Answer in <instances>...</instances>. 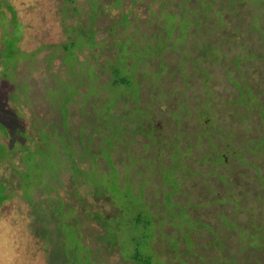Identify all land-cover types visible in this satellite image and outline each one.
Listing matches in <instances>:
<instances>
[{
  "label": "trees",
  "instance_id": "trees-1",
  "mask_svg": "<svg viewBox=\"0 0 264 264\" xmlns=\"http://www.w3.org/2000/svg\"><path fill=\"white\" fill-rule=\"evenodd\" d=\"M64 1L62 10L74 18L72 24H63L66 39L30 53L17 45V59H13L11 43L3 35L15 30L19 43L21 25L14 7L0 0V19L6 23L1 25L0 50L8 49L6 55L0 53V67L3 61L6 66L0 71V97L10 91L12 103L28 100L25 81L31 71L19 67L30 63L34 68L36 55L48 50L42 58L46 67L42 86L46 100V92L52 94L54 112L43 115L44 121L37 119L34 130L17 126L9 132L0 121L5 135L0 132L4 139L0 140V148L4 147L0 161L11 162L16 151L21 160V167L14 166L15 173L7 178L14 180L16 188L0 177V192L7 189L4 200L20 189L18 197L29 204L34 216L32 233L48 252L47 264H107L115 254L125 264H264V172L260 168L264 166V112H248L249 106L236 100L225 71L226 86L219 82L224 92L219 97V85L211 75L212 69H223L225 53L217 37L228 45L235 40L238 52L232 57L238 55L240 70L252 71L246 63L264 58V8L256 12L264 0H192L183 5L178 0H149L145 9L141 4L137 8V0L126 9L122 0H93L97 13L88 22V0L86 5ZM183 10L187 20L199 26L189 34H201L207 45L192 54L187 39L186 57L160 48L146 61L145 79L140 71H127L134 68L130 48L122 49L125 37L132 34L129 29L136 30L140 39L153 40L151 46L156 48L168 43L171 35L175 37L169 33L168 19H178ZM228 16L236 17V22ZM246 17L247 26L252 25L250 33L244 29ZM216 20L223 22L218 33ZM230 25L235 30L228 41ZM214 47L220 52H211ZM171 53L177 58H167ZM72 60L78 64L91 61L99 69L93 71L91 106L80 105L90 93L89 83L85 73L74 71ZM11 67L18 71H8ZM65 80L72 92L63 88ZM194 80L201 87L194 88ZM167 81L170 84L165 85ZM18 82L25 85L20 91ZM254 84L249 83L251 89L264 94V88ZM190 91L197 98L186 97ZM7 101L0 99V109L12 119L21 117L18 110L5 105ZM205 103L209 105L198 112L193 109ZM71 106L78 110L72 107L75 111H71ZM77 112L80 121L75 120ZM158 121L169 130L159 129ZM240 127H244L241 135L237 134ZM12 138L14 150L7 146ZM254 155L263 162L248 159ZM93 163L99 173L113 171L112 188L98 182ZM126 169L130 185L143 188L140 202L125 204L127 200L120 202L112 191L123 185ZM223 173L231 174L226 184L216 177ZM136 180L141 183L134 184ZM195 189L207 191V200L194 199ZM180 206L187 207L189 227L177 225L166 213L176 214ZM154 211L160 214V222ZM162 233L175 239L154 244L153 238Z\"/></svg>",
  "mask_w": 264,
  "mask_h": 264
},
{
  "label": "rangeland",
  "instance_id": "rangeland-1",
  "mask_svg": "<svg viewBox=\"0 0 264 264\" xmlns=\"http://www.w3.org/2000/svg\"><path fill=\"white\" fill-rule=\"evenodd\" d=\"M9 4H11L14 9L16 10V16L18 19V22L21 25V31H22V38L19 41V43L16 42V35L17 32L11 31L7 35H3L4 41H10L11 47H9V50L11 51V56L13 59H17L16 56V48L15 46L19 45V47L27 52L30 53L31 51L36 50L39 46L47 44V43H57L62 42L66 39V32L63 29V24L69 25L74 22V18L72 17L70 12H64L62 9H65L64 0H6ZM77 4L86 5V0H76ZM181 5L185 3L192 2V0H178ZM89 7L87 8L85 15H86V21H90L93 16H96V10H93V0H88ZM132 0H122V6L126 8L129 7ZM85 3V4H84ZM140 5L141 9H145L147 5L150 4L149 0H144L143 3H139L137 0V8ZM153 8V7H152ZM264 6L256 7V12H259L263 10ZM4 13L3 15L5 17H9L10 14L8 11L3 8ZM140 15H143L142 11L139 10ZM158 13H163L160 9ZM250 13H255L250 12ZM264 13V12H263ZM187 12L183 10L181 16L178 19H174L169 17L168 19V30L169 33L175 34V37H172L169 40L168 43L162 42L157 46L156 48H153L152 43L150 42L151 39L145 38L140 39L139 34L134 29H129L132 34H129L125 37V42L122 46V49L130 48L131 52L128 55L131 61V64H133L134 68H129L127 71H140V76L142 79L144 78L143 72L145 71V65L146 61L153 55L157 54V51L162 48L163 51L165 50H171V51H178L182 54V56L188 55L186 40L188 39L190 44L192 46H188V49L192 51V54H196L200 48V46L203 45L206 46V42H202V35H195L194 37L189 34L190 31H197L199 26L195 24H191L186 17ZM226 16V14H224ZM230 22H236V17L234 16H228L227 18ZM104 22H106L105 19H103ZM85 22L86 24H89ZM249 22V18L246 17L244 21V29H246L249 33L251 32V24L247 26V23ZM1 25H6V23L0 19V48L2 47V27ZM215 26H217L218 33L219 29L223 26V22L220 20L215 21ZM235 30V27L230 25L229 30L227 32V40L231 41L232 36L230 35L231 31ZM78 29L75 30V34L78 33ZM253 32V31H252ZM92 35V32L89 33ZM258 38V35H256ZM215 37V34H214ZM82 39V36H80L79 40ZM217 41H221L220 48L223 53H225L224 59L222 61L223 63V69L222 68H214V70H211V75L215 77L216 84L219 85V82H222L223 86H226L223 71H225L230 83L232 84V87L236 93V100L240 103H245L249 106L247 109L248 112H255L258 115H261L259 113L264 112V94L260 91H253L249 85V83L254 84L257 88L263 87L264 88V58H258L253 62L246 63V66L253 67V70H240L238 68L241 65V60H239L238 55H234L232 57V54L234 52H238V47L235 46V40L231 44H227V42L223 39L216 38ZM153 41V40H151ZM155 41V40H154ZM158 43V42H154ZM158 45V44H156ZM7 50L5 47H3L0 50V53L4 56L7 53ZM128 51V49H126ZM48 52L47 49L41 50L37 55L36 58H38V61H36L37 66L34 68H30V63L27 65H21L19 69L21 71H31L30 76L28 77L27 82L25 83L28 85L27 89L29 92V98L28 100L20 101V103H12L11 102V96L10 91L9 93H3V95L0 97L2 101H8L5 105L12 107L13 110H18L22 116L21 117H15V119H12V116H9L4 112L0 111V121L7 124V129L9 132L15 131L17 129L27 128L34 130L32 128V125L37 123V119L40 121H44L45 118H42L43 115H46L48 112L51 114L54 112L52 108H54V103L52 101L53 97L52 94L48 91L46 92L47 100L44 98V88L42 86V79L45 75L44 71L46 70L45 63L42 61L43 55H45ZM211 52H220V50L216 47L212 49ZM264 52V49H263ZM172 55H168L167 58H172L173 60L177 58L175 53H171ZM126 56V55H124ZM237 61L239 63L237 64ZM56 62V61H55ZM71 64L75 66L74 71H81L85 73L84 75L87 77V81L89 83V95L80 102V105H86L91 106V98L93 96V71H98L99 69L95 66L93 67V62L90 61V63L85 62L78 64L72 60ZM186 64V63H184ZM34 65V64H33ZM128 65V63H127ZM192 65H194L192 63ZM160 66V65H158ZM194 68V67H193ZM6 69L5 61L2 62V65L0 67V71H4ZM184 67L180 69V71H183ZM8 71H18L17 67H11ZM70 71V70H69ZM162 71H166V69H163ZM137 74V73H136ZM223 79V81H221ZM194 88L201 87L200 84L196 80L192 81ZM32 83V84H30ZM19 86L17 87V91L22 90L25 85L22 82H18ZM69 84L68 80L64 81V89L66 91L72 92V87ZM165 84V83H164ZM170 84L169 81L166 82L165 85ZM222 85L217 86L216 88L219 90L217 92V95L220 97L224 94L222 90ZM43 88V89H42ZM53 91V90H52ZM230 91V90H229ZM194 96L197 98V95L190 91V95L186 97ZM25 97V96H24ZM90 99V101H89ZM192 100L191 98H189ZM50 106H49V104ZM209 104L205 103L203 105H195L193 109L198 112L199 109H201L203 106H208ZM53 106V107H52ZM75 106H71L70 110L75 111ZM55 109V108H54ZM78 110V108H76ZM78 114V112H77ZM76 114L77 121L81 120V117H79V114ZM264 120V119H263ZM227 122V121H226ZM4 126V125H3ZM3 126H0V132L4 135V128ZM159 129L168 131V127H165L161 121H158L156 125ZM242 128H238V133L241 135V132H243ZM181 132V130L179 129ZM50 130L47 131V134L50 135ZM3 136L0 135V140L4 142ZM13 136V134H12ZM8 142V141H7ZM5 141V143L7 144ZM3 145V144H2ZM8 149L11 148V150H14L17 147L15 146L14 139L12 138L9 142V145L7 144ZM4 149L0 148V152H2ZM20 151H16V155L14 158L11 159V162L9 160L0 161V177L3 178L4 183L7 181H10V188H16V183L12 178L7 179L12 173H15L14 166L21 167V160H20ZM260 157H257L256 155L250 156L248 158L249 160H252V162H263L262 159H259ZM18 163V164H17ZM264 166H261V170L264 172L263 169ZM248 169V167L246 168ZM250 169H248L249 171ZM251 171V170H250ZM249 171V172H250ZM93 173L96 174L98 177V182L101 184H105L108 186L113 187V178L114 173L113 171H104V173H99V171L95 170V164L93 163ZM229 173H223L221 175H217V179L225 183L229 180H231ZM123 179V185L119 186V188H113L112 191L114 195L119 198V201L121 202L122 199L127 200L125 204H130L133 200L134 203L140 202V195L143 193V188H133L130 183V173L128 170H124V173L122 175ZM134 184H140L138 180L133 182ZM118 187V186H117ZM200 188V187H199ZM18 189V188H17ZM19 191L15 190V195L11 196L8 199L6 198L7 195V189L5 188L3 192H0V202L2 204L0 205V264H47V257L48 252L44 250L42 247V243L39 239H37L32 231V221L34 219L33 214L31 213V209L29 204L21 198L18 193L21 194L20 189ZM154 193V192H153ZM208 192H202L200 189H195L194 194L192 197L194 199H197L198 197H202V200H207ZM228 196V193L222 195L223 199H226ZM88 199L90 200L92 197L90 194L87 195ZM3 200V201H2ZM176 214L175 212H169L167 211L168 217H173V220L178 225V222L185 224L187 227L191 225V222L188 220L187 217V207L186 206H180L176 208ZM226 212V210H223ZM155 215L157 216V222L161 221L160 214L155 212ZM167 217V218H168ZM180 219L178 221V218ZM203 218H207L205 214H202ZM175 239L174 236H166L165 234H156V236L153 238L154 244H161L165 242H170ZM128 244L130 245L131 242L129 241ZM107 256V255H104ZM109 262L107 264H125L124 261L120 258L119 254L110 255ZM161 260V259H160Z\"/></svg>",
  "mask_w": 264,
  "mask_h": 264
}]
</instances>
